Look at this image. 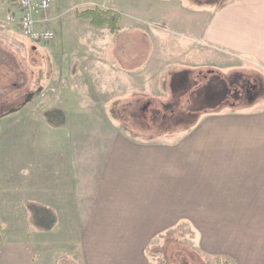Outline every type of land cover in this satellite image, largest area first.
<instances>
[{"label":"crops","instance_id":"crops-1","mask_svg":"<svg viewBox=\"0 0 264 264\" xmlns=\"http://www.w3.org/2000/svg\"><path fill=\"white\" fill-rule=\"evenodd\" d=\"M171 1L181 8V16L165 23L153 18L146 32L150 59L175 69L195 63L221 74L241 67L264 71V0L196 6L190 0ZM76 5L69 17L62 16L59 39L63 42L64 23L79 25L86 41H93L88 44L91 52L102 35L78 16ZM138 39L120 38L119 55L126 53L127 43L136 50ZM99 50L97 57L109 59L108 51ZM18 120L34 119L24 113ZM212 120L226 129L209 131L205 125ZM196 126L175 136L180 137L176 145L115 132L118 141L110 149V162L95 183L77 179L82 148L69 145L56 151L52 163L43 162V168H52V179L3 185L16 188L20 201L7 209L10 197L0 190V215L10 220L8 236L4 234L0 244V264H46L50 251L57 249L67 256L56 253L51 263L153 264L157 256L149 252L152 243L182 229L191 233L202 256L226 258L231 264H264V107L207 113ZM211 137L217 141L212 143ZM35 166L38 170L42 163L22 167ZM31 204L49 208L56 223L47 235L39 231L26 239L32 227L21 218L30 213Z\"/></svg>","mask_w":264,"mask_h":264},{"label":"rangeland","instance_id":"rangeland-1","mask_svg":"<svg viewBox=\"0 0 264 264\" xmlns=\"http://www.w3.org/2000/svg\"><path fill=\"white\" fill-rule=\"evenodd\" d=\"M190 2L194 6L199 4L195 0ZM75 4L79 10L113 8L120 14L115 34L108 27L89 26L92 32L102 35L101 42H95L98 45L91 52L88 44L93 45V41H86V32L79 25L64 23L63 42L60 41V20L49 25L57 31L54 41L33 43L21 34L17 24L7 21L10 12L20 17L17 0H0V112H5L0 118V190L10 197L7 209L20 201V195L16 188L3 185L38 177L52 179V168H43V162L52 163L58 149L69 145L82 148L78 151L77 179L95 183L110 162V149L118 141L117 131L142 142L176 145L180 137L175 136L195 130L201 116L207 113L264 107V71L241 67L221 74L212 68L199 69L195 63L175 69L148 57L152 48L146 32L153 27V18L161 17L165 23L181 16L182 10L176 2L52 0L51 13H62L64 20L75 10L72 7ZM116 34L117 42L120 38L138 36L136 50L132 43H127L126 53L119 55L121 46L113 39ZM159 45L160 50L164 49ZM99 49L108 51L109 59L97 57ZM139 49L143 56L137 54ZM29 95L31 98L21 106ZM51 109H62L67 119L50 121L46 111ZM84 110L87 111L78 113ZM24 113H30L35 121H19L18 117ZM222 124L212 120L205 127L217 132L226 129ZM210 139L212 143L217 141ZM38 161L42 163L38 170L37 166L22 167L28 163L36 165ZM7 219L8 216L0 215L3 240L4 234L8 236L5 232L10 220ZM21 219L32 227L25 234L26 239L35 238L39 231L47 235V230L35 224L32 211ZM154 249L160 252L153 264H218L215 258L200 254L191 233L184 229L157 239L149 250ZM63 250H51L46 264H55L51 263L52 256L65 253Z\"/></svg>","mask_w":264,"mask_h":264},{"label":"trees","instance_id":"trees-1","mask_svg":"<svg viewBox=\"0 0 264 264\" xmlns=\"http://www.w3.org/2000/svg\"><path fill=\"white\" fill-rule=\"evenodd\" d=\"M195 1L199 4H205V5L222 4L224 2V0H195ZM78 16L82 19L88 20L94 26L108 27L113 33L114 32L116 33L117 29L119 28L118 24L120 20V14L117 11H115L113 8L102 9L100 7H88L79 10ZM116 36L117 34L115 35V37ZM26 98L27 99L24 101V103H22L21 106H23L31 98V95H29ZM14 111L15 110H13V112ZM4 113L0 112V118L4 116ZM46 116L50 121H63L66 119L65 113L60 109L48 110L46 111ZM30 209L33 214L34 222L38 227L45 230H51L54 227L56 223V216L49 208L43 205L33 204ZM2 241H3V235L0 230V244L2 243ZM149 252L152 255H157L159 254L160 251L154 249V250H149ZM215 259L218 264H231L230 261L226 258L225 260H223L222 257H216Z\"/></svg>","mask_w":264,"mask_h":264},{"label":"built area","instance_id":"built-area-1","mask_svg":"<svg viewBox=\"0 0 264 264\" xmlns=\"http://www.w3.org/2000/svg\"><path fill=\"white\" fill-rule=\"evenodd\" d=\"M51 2L52 0H17L20 17L17 18L16 13L10 12L7 14V21L17 24L21 34L35 44L54 41L56 32L49 25L54 20H61L63 14L52 15Z\"/></svg>","mask_w":264,"mask_h":264},{"label":"flooded vegetation","instance_id":"flooded-vegetation-1","mask_svg":"<svg viewBox=\"0 0 264 264\" xmlns=\"http://www.w3.org/2000/svg\"><path fill=\"white\" fill-rule=\"evenodd\" d=\"M247 92L249 93V92H250V90H249V89H247Z\"/></svg>","mask_w":264,"mask_h":264}]
</instances>
